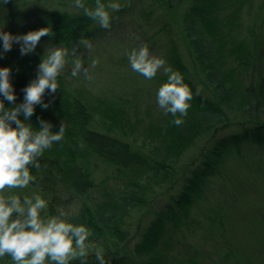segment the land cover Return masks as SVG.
I'll return each mask as SVG.
<instances>
[{
    "label": "trees",
    "instance_id": "trees-1",
    "mask_svg": "<svg viewBox=\"0 0 264 264\" xmlns=\"http://www.w3.org/2000/svg\"><path fill=\"white\" fill-rule=\"evenodd\" d=\"M173 1L182 6L177 21L163 14L167 6L175 5ZM95 3L87 0L90 6ZM131 3L113 12L112 26L105 29L84 15L83 9L73 7L71 0H0V28L5 31L51 29L34 52L21 55L19 43L14 42L0 56V66L12 68L17 103L23 100L24 86L37 75V53L41 56L44 45L71 50L82 36L106 49L119 42L113 52L103 49L108 67L114 69L110 83L98 89L91 83L93 93L91 87L71 86L77 81L60 74L49 107L37 105L31 120L25 119L37 130L40 117L51 121L54 131L62 121L65 124L63 140L45 149L39 158L41 167L32 169L30 185L49 197L42 216L65 212L73 222L86 224L90 241L103 240L113 246L105 253L110 264H264L263 247L235 242L230 215L211 195L213 186L220 188L223 168L230 160L247 168L239 172L243 177L239 182L225 174L224 189L235 190L226 195L232 201L244 199L264 179V0H162L158 7L151 4L138 12ZM194 27L208 30L209 42L220 44L218 58L205 61L195 54L193 48L201 42L195 34V40L191 36ZM126 29L134 31L125 36ZM145 43L153 55L165 58L164 67L178 69L192 88L191 107L180 125L156 101L160 84L167 80L164 68L146 79L132 70L124 54L125 49ZM214 68L236 85V93L215 91L210 74ZM44 99H51L47 91ZM138 127L144 138L160 146L151 150L153 154L136 145ZM145 169L163 173L157 193L144 189L133 196L123 194L137 189L124 176ZM115 180L126 190L103 187ZM73 204L80 208L74 215L68 211ZM94 206L111 208L109 220L118 211L120 219L99 229ZM263 213L256 210L264 225ZM130 217L137 221L134 228L133 222L125 220ZM88 264H98L94 254Z\"/></svg>",
    "mask_w": 264,
    "mask_h": 264
},
{
    "label": "clouds",
    "instance_id": "clouds-1",
    "mask_svg": "<svg viewBox=\"0 0 264 264\" xmlns=\"http://www.w3.org/2000/svg\"><path fill=\"white\" fill-rule=\"evenodd\" d=\"M71 3L105 29L112 26L113 12L125 6L122 0H96L95 6L88 5L87 0H71ZM50 34L49 26L19 34L0 28V56L10 51L14 42L19 43L21 55L30 54L41 38ZM93 46L90 38L82 36L71 53L65 46L47 47L37 75L22 89L23 100L19 103L11 66H0V257L8 254L14 264H71L77 259L80 264H88L92 253L98 264H110L105 249L93 246L89 239L91 229L86 224L73 222L65 212L42 216L48 201L39 192L21 195L4 191L6 188L24 189L33 182L32 169L41 167L39 158L45 149L63 140L64 121L59 130L54 131V124L47 119L39 118L38 130L25 123V119L31 120L37 105L44 109L49 107L59 88L57 77L69 63L72 77L83 73L87 80L93 79L89 68L98 65L100 58L91 59V64L86 66L84 56L76 54L78 48L91 50ZM124 54L132 70L146 79H153L158 70L164 68L167 80L160 84L156 101L165 114H172L174 124H182L193 98L192 88L183 74L171 65L164 67L165 58L153 55L147 43L125 49ZM46 91L51 97L47 101L44 99Z\"/></svg>",
    "mask_w": 264,
    "mask_h": 264
},
{
    "label": "rangeland",
    "instance_id": "rangeland-1",
    "mask_svg": "<svg viewBox=\"0 0 264 264\" xmlns=\"http://www.w3.org/2000/svg\"><path fill=\"white\" fill-rule=\"evenodd\" d=\"M161 1L162 0H122V3H131L132 2L131 4H134L135 10L138 12L143 7H146V8L152 7L151 4L153 6L158 7L159 3L161 4ZM173 3L175 4L174 1H173ZM181 9H182V6L180 4L179 5L175 4L172 7L167 6V9L164 11L163 14L166 15L171 20L177 21V20H179V18L181 16ZM146 22H148V20ZM132 31H134V29H126V31L123 32V34L125 36H129L130 35L129 33ZM135 32H137V30ZM197 32H199L198 33L199 35L197 34ZM207 33H208V30L205 32V30H203L201 28H196V27H194V30L191 33V36H192V38H194V40L198 36L200 38L198 40L201 42V44H196L195 48H193V51L195 52V54H197L198 57L204 58L205 61H207V59L211 58V57L218 58L220 51H222L221 49H219L220 44L218 42H214V43L209 42L210 37L208 36ZM194 34L196 35V37ZM201 35H203L204 38L201 37ZM110 43H111V41H110ZM118 43L119 42L116 41L114 44L110 45L106 49V48H104V45H99V43L97 41H94L93 42L94 46L91 50L78 48V52L80 51V53L77 52L76 54L84 56L85 63L91 61V59H93L97 56L100 58V63L98 65H96L100 69L99 70L98 69H91L90 70L91 74L93 75L92 80H87L85 78L84 81H81L83 79V76H84L83 73H81L80 76L72 77L70 75V73H71V64L70 63L68 65H66L65 69L62 70L61 74L65 75L68 80H74L75 79V81H77V83L72 82L71 86L77 84L78 87H84L87 89H89L90 87L92 89L91 83H93V82H94L93 85H95L94 89H98L102 85L104 86L105 84L110 83V77L109 76H110V73H112L114 69L108 67V62H107V59L105 57V54H107L108 52H111V51L113 52V48L115 46H117ZM47 47H54V45H44L42 48H40V53H42L41 56L37 53V55L39 57V61H41V58H42L43 54L45 53ZM70 49L72 50L73 47H71ZM103 49H105L107 51V53ZM71 50H70V53H71ZM103 62H104V64L102 65ZM160 71H162V69ZM210 74H212V76H211L212 81L211 82L216 84V85H214L215 91L224 92L225 94H226V92H229L230 95L236 93V90H235L236 85H234V83L232 81H230V79H227V77H222L218 72H216L215 68H214V71L211 72ZM221 86H222V88H221ZM92 92L95 93L93 91V89H92ZM102 116H105V115H102ZM216 118L217 117L214 116V119H216ZM104 119H106V118H104ZM106 120L110 121V119H106ZM143 136H145V135L142 134V132L140 131V128L138 127L137 133H136V137H137L136 145L138 147L142 148L145 151L148 150L149 152H151L152 149L158 150V148L160 146L155 144V142H150L148 138H144ZM242 159L246 160L247 157L242 158ZM234 161L235 160L228 161L227 164L225 165V168H223L224 170L222 172L223 173L222 182L227 177L230 178V180L233 182H239L243 179V177L240 176L239 172H242V171L247 172V168L245 165H239L236 163V161L235 162ZM237 165H239V166H237ZM261 167L264 169V163L261 164ZM225 174L227 175V177L225 176ZM263 174H264V172H263ZM124 177H125V179L129 180L130 182H133L137 189L131 188V189L126 190L123 187L124 184L118 183V182H116V180L115 181H107L106 182L107 184L106 185L104 184L103 187L110 185L111 189H113V190L116 189V187H117L119 189H122L123 191L126 190V191H124L123 194L126 193V194H129L130 196H133V195H135L134 192L138 193L140 191H143L144 189H145L144 192L146 190H148L150 193L158 191L161 188V186L163 185V182H161V181L164 178L162 172L151 171L148 169L139 170V171H135L132 173L128 172V175H126ZM133 178H135V180H133ZM222 182L219 184L220 185L219 189H217L216 185L213 186V189H211V195H213V197L216 198V200H218L220 202V206L222 207V210L226 211L228 216L230 215V219H228V223L229 224L232 223L230 225L231 227L234 226V228H233L234 237L237 238V240L235 242L240 243V245L245 244L247 242H249V243L250 242H253V243L256 242L257 246L259 245V246L263 247L262 249L264 250V225L261 223L262 219L259 217L258 214H256V210L259 213L264 212V179L257 181L254 184L255 185L254 191H252V190L248 191L247 196L244 199L241 198V199H239L240 201L239 200L237 201L235 199L236 202L234 200L232 201L230 198L226 197V195H228L229 192L231 194H235V190L224 189L225 187L222 184ZM4 191L6 194L18 193L21 195H23L24 193H27L28 195H32L35 192H39L42 196L45 197V199L47 201L49 199V197H47L45 194L41 193L40 189L32 187L30 184L24 189L6 188ZM214 192H216V193H214ZM158 193H160V192H158ZM212 193H214V194H212ZM107 194L111 195L113 197L116 195V193L113 195L110 193H107ZM243 194H245V193H243ZM150 196L153 197V196H155V194L150 195ZM247 198H248V200H246ZM115 207L118 208L119 204ZM94 208H95V210H94ZM94 208L92 207L91 209L93 210L94 214H96V216H98V217H96L95 221H96L99 229L103 228L102 226H104V229H105L107 224L115 223L117 221V219L120 217V213L118 211H115L114 212L115 218H112V220H109V219H111L110 218L111 216L108 214H110L111 212H109L108 210H112L111 208L102 207V206H99V207L94 206ZM68 209H69L68 210L69 212H74L73 215L75 213H77L78 210H80V208L78 209V207L75 206L74 204L71 205V207ZM134 211L131 213L132 214L131 217L133 216V214H135ZM42 213L44 215H46V209L43 210ZM102 216L106 217V219L103 220L104 217H102ZM131 217L126 218L125 220H127L128 224L133 222L132 225L134 228V225L137 224V221L132 220ZM102 241L93 242V246H96V245L102 246L105 249V253L113 250V248H112L113 246L111 245L110 242H107V241L102 242ZM131 245L135 246V242L133 241L131 243ZM92 254H94V253H92ZM0 264H14V262L11 260L10 255L6 254L4 257L1 258ZM206 264H211V261H206Z\"/></svg>",
    "mask_w": 264,
    "mask_h": 264
}]
</instances>
